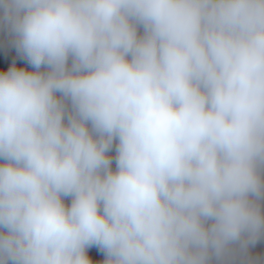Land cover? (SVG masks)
<instances>
[{
    "label": "clouds",
    "instance_id": "1",
    "mask_svg": "<svg viewBox=\"0 0 264 264\" xmlns=\"http://www.w3.org/2000/svg\"><path fill=\"white\" fill-rule=\"evenodd\" d=\"M0 29L31 66L0 51V264H214L264 232V0H0Z\"/></svg>",
    "mask_w": 264,
    "mask_h": 264
},
{
    "label": "rangeland",
    "instance_id": "2",
    "mask_svg": "<svg viewBox=\"0 0 264 264\" xmlns=\"http://www.w3.org/2000/svg\"><path fill=\"white\" fill-rule=\"evenodd\" d=\"M113 157V168H115V150L110 153ZM264 232L258 235L260 238ZM244 247L246 253V260L243 258L241 248L236 244L232 246L230 253L223 259V261H214V264H264V241L249 243Z\"/></svg>",
    "mask_w": 264,
    "mask_h": 264
},
{
    "label": "crops",
    "instance_id": "3",
    "mask_svg": "<svg viewBox=\"0 0 264 264\" xmlns=\"http://www.w3.org/2000/svg\"><path fill=\"white\" fill-rule=\"evenodd\" d=\"M5 36V38H3ZM0 51L4 53V66L7 67L12 63H15L18 67H27L31 66L27 63V60L22 58L21 54L18 53L15 48L12 37L3 29H0ZM66 203H70V199H66ZM262 209H264V201L261 202ZM264 241V235L260 238H256L255 242ZM91 255L99 260V252L93 248L90 249Z\"/></svg>",
    "mask_w": 264,
    "mask_h": 264
},
{
    "label": "trees",
    "instance_id": "4",
    "mask_svg": "<svg viewBox=\"0 0 264 264\" xmlns=\"http://www.w3.org/2000/svg\"><path fill=\"white\" fill-rule=\"evenodd\" d=\"M3 38H5V36ZM237 245L241 248V252L243 254L242 256L246 260V253L244 252V247H241L240 244ZM103 259H104V254L99 252V260H103Z\"/></svg>",
    "mask_w": 264,
    "mask_h": 264
}]
</instances>
